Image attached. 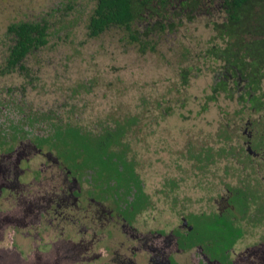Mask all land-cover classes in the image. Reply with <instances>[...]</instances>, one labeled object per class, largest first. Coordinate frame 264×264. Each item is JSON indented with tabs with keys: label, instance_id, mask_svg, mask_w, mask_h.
Here are the masks:
<instances>
[{
	"label": "rangeland",
	"instance_id": "1",
	"mask_svg": "<svg viewBox=\"0 0 264 264\" xmlns=\"http://www.w3.org/2000/svg\"><path fill=\"white\" fill-rule=\"evenodd\" d=\"M183 2L168 0L164 16L140 13L139 33L164 25L149 32L150 45L141 49L117 28L89 36L96 0H0V133L9 135L2 137L15 135V127L21 139L50 137L57 125L96 138L127 121L120 146L111 150L124 155L137 177L143 207H150L141 218L163 221L165 230L186 214L207 213L204 207L228 197L225 187L237 186L239 171L228 169L233 162L225 158L224 141L237 148L256 130L264 136V80L248 93L244 78L209 53L227 45L214 28L226 19L222 0ZM42 20L47 44L5 71L12 47L7 27ZM80 143L81 137L69 136L61 146L70 154ZM94 154L88 157L97 162ZM125 192L119 188L130 201Z\"/></svg>",
	"mask_w": 264,
	"mask_h": 264
},
{
	"label": "flooded vegetation",
	"instance_id": "2",
	"mask_svg": "<svg viewBox=\"0 0 264 264\" xmlns=\"http://www.w3.org/2000/svg\"><path fill=\"white\" fill-rule=\"evenodd\" d=\"M15 129V139L0 133V264H264L261 130L237 148L224 141L228 169L239 171L228 197L165 230L141 218L150 207L132 204L134 189L127 201L82 148L68 154Z\"/></svg>",
	"mask_w": 264,
	"mask_h": 264
},
{
	"label": "trees",
	"instance_id": "3",
	"mask_svg": "<svg viewBox=\"0 0 264 264\" xmlns=\"http://www.w3.org/2000/svg\"><path fill=\"white\" fill-rule=\"evenodd\" d=\"M200 0H184V4L197 3ZM168 0H96L95 8L88 20V33L90 37H98L110 28H117L126 33L128 39L138 43L141 49L150 45L146 39L149 32L163 30L164 25L157 22L152 29H146L145 33H139L134 27L142 11H150L151 14L164 16ZM222 9L226 15L225 22L214 24L218 36L226 42L224 48L212 47L209 53L224 62L226 71L239 75L245 80L246 92H254L259 89L261 80H264V0H222ZM172 26V25H169ZM7 35L11 37L10 49L5 71L13 70L29 53L44 47L48 42V26L45 20L36 22L20 21L11 23L7 27ZM23 68V66H21ZM183 70V77L186 75ZM228 82L220 81L216 84L214 92L223 91ZM243 100V97H241ZM255 97H249V108H254ZM116 122L114 130L105 129L96 138L89 137L77 128L53 126L52 134L45 140H56L61 144L68 141L72 136L76 139L81 137L84 153L90 156L92 153L97 161L106 165V171L102 170L104 177L112 175L117 182V187H124L125 193H129L131 186L134 191L132 204L135 207H143L146 198L140 191L137 177L125 161L123 154L112 151L113 146H120L121 135L125 124ZM16 133L18 130L13 128ZM227 139V137H224ZM12 139H15L13 135ZM39 140V139H38ZM44 140V139H43ZM75 155L79 150L74 151ZM106 156V158H104Z\"/></svg>",
	"mask_w": 264,
	"mask_h": 264
}]
</instances>
